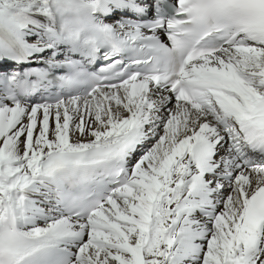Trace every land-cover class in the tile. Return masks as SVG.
Wrapping results in <instances>:
<instances>
[{
    "label": "snow or ice",
    "instance_id": "1",
    "mask_svg": "<svg viewBox=\"0 0 264 264\" xmlns=\"http://www.w3.org/2000/svg\"><path fill=\"white\" fill-rule=\"evenodd\" d=\"M0 264H264V0H0Z\"/></svg>",
    "mask_w": 264,
    "mask_h": 264
}]
</instances>
